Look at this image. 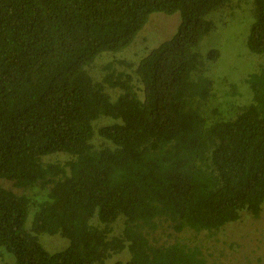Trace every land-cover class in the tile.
<instances>
[{"label": "trees", "instance_id": "trees-1", "mask_svg": "<svg viewBox=\"0 0 264 264\" xmlns=\"http://www.w3.org/2000/svg\"><path fill=\"white\" fill-rule=\"evenodd\" d=\"M241 3L0 0V178L22 188L0 185V251L15 257L1 264H103L126 248L115 264H213L206 243L259 217L264 64L236 91L214 85L205 61L218 50H196L210 13ZM254 5L246 44L261 54L264 0ZM152 12L179 13L175 32L132 73L102 65ZM40 234L68 243L50 252Z\"/></svg>", "mask_w": 264, "mask_h": 264}, {"label": "rangeland", "instance_id": "rangeland-1", "mask_svg": "<svg viewBox=\"0 0 264 264\" xmlns=\"http://www.w3.org/2000/svg\"><path fill=\"white\" fill-rule=\"evenodd\" d=\"M254 8V0H242L237 7H222L210 13L209 18L215 24L214 29L203 38L196 50L203 56H206L212 49L218 50L219 55L215 60L205 61L210 68L214 85L218 84L217 79L227 78L231 83V89L238 91L239 88H243L244 79L264 64V53H252L246 44L250 26L254 21ZM179 22V13L152 12L144 28L139 31L126 49L118 53H106L98 60L102 65L105 62H114L123 71L132 73L141 57L159 42L170 37L177 29ZM120 60H125L126 63L119 65ZM93 72L98 74V67L94 66ZM222 87L228 89V85ZM106 121L107 119H103L100 122L105 123ZM58 158L63 159L62 156ZM0 185L17 192L22 191V188H15L13 183L7 179L0 178ZM33 191L27 190L26 192L32 194ZM31 214L32 211L27 221L29 224H31ZM167 223L162 221L161 225L165 227ZM121 228L122 225L116 228L115 224L114 232L120 231ZM226 228L230 230L229 242H215L210 238L211 240L206 243L205 255L208 262H213V264H264V207L258 218H244L237 224L228 225ZM161 229L160 227L158 231ZM167 231L172 232L170 228ZM181 235L190 236L191 233ZM38 237L44 248L50 252L59 251L68 243L59 234H40ZM201 239L206 238L201 236L196 242L183 241L197 243ZM3 251H0V264L14 261L15 257L12 253L5 249ZM210 252L212 254L209 256L207 253ZM129 256L126 248L119 253L112 254L103 264H115L118 260L126 261Z\"/></svg>", "mask_w": 264, "mask_h": 264}, {"label": "clouds", "instance_id": "clouds-1", "mask_svg": "<svg viewBox=\"0 0 264 264\" xmlns=\"http://www.w3.org/2000/svg\"><path fill=\"white\" fill-rule=\"evenodd\" d=\"M180 17V16H179Z\"/></svg>", "mask_w": 264, "mask_h": 264}]
</instances>
